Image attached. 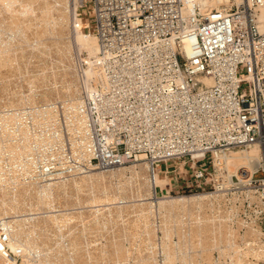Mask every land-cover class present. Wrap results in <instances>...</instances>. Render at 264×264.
Instances as JSON below:
<instances>
[{"label": "built area", "instance_id": "built-area-1", "mask_svg": "<svg viewBox=\"0 0 264 264\" xmlns=\"http://www.w3.org/2000/svg\"><path fill=\"white\" fill-rule=\"evenodd\" d=\"M67 1L91 18L98 77L76 101L0 106V142L21 148L14 160L1 149L2 168L48 183L177 161L191 167L180 189L216 193L264 248V0ZM251 146L258 166L229 172ZM10 225L0 219V264H22Z\"/></svg>", "mask_w": 264, "mask_h": 264}, {"label": "bare ground", "instance_id": "bare-ground-1", "mask_svg": "<svg viewBox=\"0 0 264 264\" xmlns=\"http://www.w3.org/2000/svg\"><path fill=\"white\" fill-rule=\"evenodd\" d=\"M77 11L67 0H0V33H10L6 39L0 35V106L76 101L81 93L92 90L99 68L91 57L99 47L95 34L84 31ZM76 48L85 49L92 59L82 69V88L75 83V65L70 58ZM35 53L55 54L54 59L41 60L42 69L52 65L50 72H27L40 61L31 59L39 57ZM12 73L20 74L23 84L19 85L25 91L10 86ZM49 78L54 82L48 83ZM6 143L0 142V151L5 148L13 154L11 159H16L20 152L15 150L21 148ZM260 157L257 146L233 150L227 169L235 173L243 167L252 172ZM2 158L0 154V219L9 218L11 244L24 251L22 264H261L264 260L262 230L236 218L216 193L158 198V211L165 222L160 250L153 229L144 232L137 229L136 220H122L130 208L152 211L154 203L144 197L149 198L152 191L156 193V186L167 182L157 171L152 174L144 159L127 167L130 176L124 174V167H117L35 183L22 180L14 170H4ZM135 195L143 201L129 203V197ZM76 204H84L87 210L66 211ZM146 217L141 214L140 220ZM171 221L177 225L169 227ZM171 234L177 235V240L171 239ZM103 237L105 243L99 242ZM249 254L254 260L247 259Z\"/></svg>", "mask_w": 264, "mask_h": 264}, {"label": "rangeland", "instance_id": "rangeland-1", "mask_svg": "<svg viewBox=\"0 0 264 264\" xmlns=\"http://www.w3.org/2000/svg\"><path fill=\"white\" fill-rule=\"evenodd\" d=\"M85 10L83 9L82 11H81V23H82V25H83V27L85 28V30L84 29H82V30H84V31H87L88 33H94L93 32V28H92V22H91V18H90V16L89 15H87L85 12H84ZM86 26V27H85ZM1 33H2V35H1ZM0 33V35L2 36V38L3 39H6L9 35H10V33L9 32H7L6 33V31H4V32H1ZM4 36H6V37H4ZM31 48V47H30ZM30 48L28 47V49H27V52H29L30 51ZM29 50V51H28ZM31 50H33V49H31ZM37 52V51H36ZM77 52V53H76ZM75 53V54H74ZM78 53H79V55H78ZM36 55H39V57H32L31 59L33 60H39L40 59V64H39V62L38 63H36V62H34L33 63V65H31V67H30V69L27 71L29 74L32 72V73H36L37 71L38 72H41V71H46V72H50L51 70H52V65L51 64H47L48 65V67L47 68H44V69H42L41 67H42V65H41V60H51V59H54L55 58V54L54 53H45V54H43V55H40L39 53H35ZM45 56V57H44ZM51 56V57H50ZM79 56V57H78ZM53 57V58H52ZM46 58V59H45ZM70 58L72 59V62H73V65H75L74 66V79H75V83L78 85V86H80L81 85V81H82V69L83 68H86V66L88 65V63H87V60L88 59H90V58H88V54H87V52H86V50L85 49H83V50H77V48L75 49V51H74V49H73V52H71V56H70ZM91 58H93V57H91ZM74 60V61H73ZM90 60H92V59H90ZM41 65V66H40ZM46 65V66H47ZM36 66V67H35ZM31 70V71H30ZM50 70V71H49ZM78 73L79 71H80V74L78 73V75H77V73ZM31 73V74H32ZM15 74V75H14ZM17 75V76H16ZM11 78H12V84L10 85L11 87H13V88H20L21 90L22 89H24V91H25V88H21L20 87V85H22L23 84V82H21V80H22V78H21V76H20V74H18V73H12L11 75ZM81 76V77H80ZM14 78V79H13ZM79 78H81V79H79ZM21 79V80H20ZM50 79V80H49ZM48 79V83L50 82V83H52V82H54L53 81V78H49ZM73 79V80H74ZM18 80V81H17ZM52 80V81H51ZM21 82V83H20ZM15 84V85H14ZM20 84V85H19ZM57 84H59V82L57 83ZM19 85V86H18ZM25 86V85H24ZM79 88H82L81 86L79 87ZM82 91V90H81ZM5 92V91H4ZM3 92V93H4ZM23 93H25V92H23ZM41 102V101H40ZM143 160H138V161H135V162H131V163H128V164H125V165H122V166H118V167H124V170H123V172H124V174L125 175H127V176H130V173H129V168H127V167H129V166H131V165H133L134 163H139V162H142ZM172 163V165L171 166H178V165H180L179 163L180 162H177V161H172L171 162ZM204 164V163H203ZM111 169H113V168H111ZM114 169H117V167H115ZM95 171H101V170H95ZM190 171H191V167H190V165H188V166H186V167H181V166H178V169H177V173L180 175V176H182L183 178H185V176H190ZM110 179L109 180H111L113 183H115L116 182V179L114 178V177H109ZM152 181V180H151ZM135 186V185H134ZM193 193H188V192H186L185 190H181L180 189V187H174L173 189H171V190H169V189H167V190H163V191H161L160 190V188L159 187H156V193H153V191H152V194H150L149 195V198H146V197H144V199L143 200H149V201H151L152 203H154L153 204V208H152V211L151 210H149L148 208H146L145 210H140L139 208L138 209H133V208H130L129 210H127V212H124V214H123V217L121 218L122 220H127V221H129V220H136L137 221V223H138V230H143L144 232L147 230V228H150V229H153V231H154V235L156 236L155 238L157 239H155L156 240V243L158 244L157 245V248H158V246H159V242H160V238L162 237V235H163V230H164V228L162 227V225L165 223L164 222V218H163V214L161 213L160 214V212L158 211V207H157V200H158V198H160V197H163L164 195H173V196H177V195H192ZM195 194H198V193H196L195 192ZM82 196V195H81ZM137 196V197H136ZM140 197V196H139ZM138 197V195H135V197L134 196H132L131 197V199H130V197H129V203L130 202H136V200H138L140 203L143 201V200H141L140 198ZM135 199V200H134ZM123 203H126V202H123ZM137 203V202H136ZM59 205V204H58ZM62 206H63V203H62ZM59 208H61V206H59ZM83 208V209H82ZM66 209V211H67V209L69 210L68 212H71V211H73L74 212V210L75 211H79V210H83V212H85V210L84 209H86L85 207H84V204H76V205H73V206H69V208L68 207H66L65 208ZM64 209V210H65ZM87 210V209H86ZM85 214V213H84ZM141 214H146V219H145V221H141L140 220V215ZM77 221L79 222L80 221V219H77ZM171 224L174 226L175 224L177 225V222H175V223H173L172 221L170 222V224H169V227H171ZM254 224H256V223H254ZM179 225V224H178ZM259 228H260V226L258 225V224H256ZM180 226V225H179ZM172 228V227H171ZM261 229V228H260ZM240 232L242 233L243 232V228L241 227L240 228ZM172 235V237H170L171 239H173V240H177V235H174V234H171ZM99 242H101V243H105V239H104V237L103 238H101L100 239V241ZM156 248V249H157ZM159 250H160V248H158ZM159 250H157L158 252H159ZM157 255V258L158 259H161L162 258V255H161V253L159 252V253H157L156 254ZM214 256L217 258V253L216 252H214ZM247 259L248 260H254V257H252L250 254L247 256ZM262 260L260 261V263L262 264ZM178 264V263H177Z\"/></svg>", "mask_w": 264, "mask_h": 264}, {"label": "crops", "instance_id": "crops-1", "mask_svg": "<svg viewBox=\"0 0 264 264\" xmlns=\"http://www.w3.org/2000/svg\"><path fill=\"white\" fill-rule=\"evenodd\" d=\"M172 163L160 164L157 168L160 177L167 179V182L163 186H159L160 190H171L174 187H181L184 185L185 179L177 173L178 166H171Z\"/></svg>", "mask_w": 264, "mask_h": 264}]
</instances>
